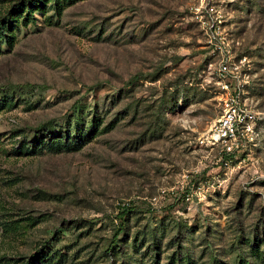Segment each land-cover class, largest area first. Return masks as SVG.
I'll return each instance as SVG.
<instances>
[{"label":"rangeland","instance_id":"obj_1","mask_svg":"<svg viewBox=\"0 0 264 264\" xmlns=\"http://www.w3.org/2000/svg\"><path fill=\"white\" fill-rule=\"evenodd\" d=\"M30 1L0 0V26L28 7L0 39V264H264V0ZM220 49L254 116L233 154L200 143ZM79 117L81 150H26Z\"/></svg>","mask_w":264,"mask_h":264},{"label":"built area","instance_id":"obj_2","mask_svg":"<svg viewBox=\"0 0 264 264\" xmlns=\"http://www.w3.org/2000/svg\"><path fill=\"white\" fill-rule=\"evenodd\" d=\"M213 30V29H211ZM210 43H212V36ZM219 91L221 115L200 140L201 145L221 148L227 154L243 150L252 143L254 134V116L244 98L246 82L232 66L228 57L223 56L220 49Z\"/></svg>","mask_w":264,"mask_h":264},{"label":"trees","instance_id":"obj_3","mask_svg":"<svg viewBox=\"0 0 264 264\" xmlns=\"http://www.w3.org/2000/svg\"><path fill=\"white\" fill-rule=\"evenodd\" d=\"M76 1H80V0H53V2H54L53 6H54L56 12H62L64 10L65 5H68V4L76 2ZM30 2L31 3L29 6L33 7V5L39 4L40 1L39 0H31ZM26 8H28V7H26V5H25V6L21 7V9L19 8V9L14 10L15 12L13 11L12 14L9 13L7 18L3 22L2 26H0V39L4 38L6 40L8 46H9V48H12V46H13L14 37L5 36L4 35L5 28L7 27V30H9L11 25L16 23L15 18H18L19 16L25 14ZM99 119L100 118H98V117H93L91 122H90V126L88 127V129L90 128V130L87 131L88 129H85V120L82 119V117H79L76 120L75 125H73L71 127V122H70V124L67 125V129L65 130V133H63L61 131L58 134L55 133V130H53L51 128L50 124H45L41 128H39L36 131V133H39L40 135L45 136L44 138H46V141H44V140L40 141V142L38 141L39 143L33 145V147H30L31 149H26V146L24 144H21L22 147L20 148V150L24 151L26 149V150H28V152H30L32 154H35V153L43 154V152H48V153L50 152L52 154H59V153H63V152H67V153L77 152V151L81 150L84 145L87 144L88 140H91V139H93L94 136H96L99 122H101V119L100 120ZM91 129H92V131H91ZM127 215H128L127 211H124L120 215L122 227L120 229V233L118 234V236L127 230V226L125 224V222H127V220H126ZM117 237H116V239H117ZM117 240H116L115 244L110 247V249H109L110 253L114 254L115 250H117V248H118V245H116L118 243ZM40 256H42L41 251L38 252L34 256V258L38 259ZM25 264H31V262H27Z\"/></svg>","mask_w":264,"mask_h":264}]
</instances>
